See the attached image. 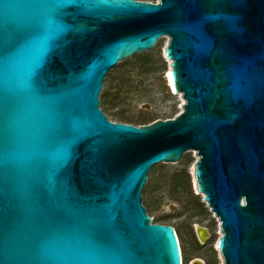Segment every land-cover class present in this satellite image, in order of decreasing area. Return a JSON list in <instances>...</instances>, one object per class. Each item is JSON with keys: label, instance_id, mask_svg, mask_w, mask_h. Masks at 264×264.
Instances as JSON below:
<instances>
[{"label": "water", "instance_id": "95a60500", "mask_svg": "<svg viewBox=\"0 0 264 264\" xmlns=\"http://www.w3.org/2000/svg\"><path fill=\"white\" fill-rule=\"evenodd\" d=\"M162 36L183 110L110 120L105 77ZM190 150L224 264H264V0H0V264H183L142 191Z\"/></svg>", "mask_w": 264, "mask_h": 264}, {"label": "rangeland", "instance_id": "374dc122", "mask_svg": "<svg viewBox=\"0 0 264 264\" xmlns=\"http://www.w3.org/2000/svg\"><path fill=\"white\" fill-rule=\"evenodd\" d=\"M168 42L169 37L162 36L152 49L136 53L110 70L100 93V108L110 120L141 125L151 119L174 118L183 110L182 93L172 90L166 78L171 66L165 54ZM196 153L190 150L179 162L155 164L142 191V202L153 222L174 226L185 264L195 259L222 264L220 219L194 184ZM197 225L208 229L206 241L198 237Z\"/></svg>", "mask_w": 264, "mask_h": 264}, {"label": "bare ground", "instance_id": "6f19581e", "mask_svg": "<svg viewBox=\"0 0 264 264\" xmlns=\"http://www.w3.org/2000/svg\"><path fill=\"white\" fill-rule=\"evenodd\" d=\"M164 37H167L168 38V36H164ZM168 60L171 63V60L170 59H168ZM171 69H172V67L170 66V68H169V70L167 72L166 78H167V81H168V84H169L170 88L172 90H174L175 92H178V91L175 90L174 85H173V79H172ZM182 99H183V103H184L185 102V99L183 98V95H182ZM182 108H183V104H182ZM196 156L198 157V154L197 153H196ZM193 178H194V184H195V187H196L197 191L199 193H201L202 195H205L203 192H200L198 190V188H197V181H196V178L194 177V171H193ZM205 201L208 202L206 199H205ZM202 234H203V236H205L206 235V232L203 231ZM221 234H222V231H221ZM221 260H222V264H224V258L223 257H221Z\"/></svg>", "mask_w": 264, "mask_h": 264}, {"label": "trees", "instance_id": "16d2710c", "mask_svg": "<svg viewBox=\"0 0 264 264\" xmlns=\"http://www.w3.org/2000/svg\"><path fill=\"white\" fill-rule=\"evenodd\" d=\"M155 119H151V120H149V121H145V122H142V123H139V124H148V123H150V122H153ZM120 122H125V123H132V121H126V120H120ZM148 176H149V174H148ZM188 184L190 185V179L188 178ZM179 235V234H178ZM180 245H181V250H182V258H183V253H184V251H183V246H182V243H181V238H180ZM183 264H185V262H184V259H183Z\"/></svg>", "mask_w": 264, "mask_h": 264}, {"label": "built area", "instance_id": "2783aa9c", "mask_svg": "<svg viewBox=\"0 0 264 264\" xmlns=\"http://www.w3.org/2000/svg\"><path fill=\"white\" fill-rule=\"evenodd\" d=\"M153 222V221H152Z\"/></svg>", "mask_w": 264, "mask_h": 264}, {"label": "clouds", "instance_id": "9594fccd", "mask_svg": "<svg viewBox=\"0 0 264 264\" xmlns=\"http://www.w3.org/2000/svg\"><path fill=\"white\" fill-rule=\"evenodd\" d=\"M177 233V232H176Z\"/></svg>", "mask_w": 264, "mask_h": 264}]
</instances>
